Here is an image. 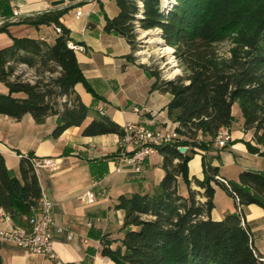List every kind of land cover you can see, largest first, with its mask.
Instances as JSON below:
<instances>
[{"label": "trees", "instance_id": "obj_1", "mask_svg": "<svg viewBox=\"0 0 264 264\" xmlns=\"http://www.w3.org/2000/svg\"><path fill=\"white\" fill-rule=\"evenodd\" d=\"M119 12L105 16L106 32L125 37L132 52L126 58L135 62L139 30H160L173 52L182 74L167 79L160 67L139 64L153 79L150 92L170 93L166 106L179 137L159 146L164 176L154 192L121 195L116 208L125 211L120 244L104 242L102 254L116 264H264L243 206L256 204L264 209V172L246 169L239 181L221 180L220 166L213 164L220 151L208 157L219 132L235 120L233 107L239 104L246 130H254L258 144L264 145V0H114ZM71 7L49 10L25 17L19 23L39 28L60 26L53 43L9 32V23L0 26L12 43L0 48V115L17 120L31 114L37 123L58 115L52 135L60 137L67 129L81 126L90 115L75 86L82 83L96 100L102 99L88 81L76 50L69 46L71 30L62 17ZM162 39V40H163ZM229 42L230 55L218 45ZM14 93H24L16 97ZM124 127L110 116L97 112L82 134L124 136ZM244 142L253 154L259 146ZM179 146H186L185 153ZM225 146L224 148L228 147ZM204 179L190 177V161L199 153ZM34 153L20 161V177L6 165L0 151V208L9 213L15 226L30 231V218L39 211L42 187L34 166ZM188 193L179 190V179ZM224 179V178H223ZM203 189V192L192 187ZM235 198L237 211L214 220L216 187ZM199 195L206 198L199 199ZM239 198V203L237 202ZM241 206L243 214L238 212ZM0 264H4L0 253Z\"/></svg>", "mask_w": 264, "mask_h": 264}, {"label": "crops", "instance_id": "obj_2", "mask_svg": "<svg viewBox=\"0 0 264 264\" xmlns=\"http://www.w3.org/2000/svg\"><path fill=\"white\" fill-rule=\"evenodd\" d=\"M57 1L0 0V26L9 23V32L14 36L31 37L35 34L33 38L53 43L58 36L55 25L36 28L19 21L49 10L71 7L61 20L70 28L72 42L84 46V50H76L78 60L88 81L102 99L96 100L82 83H78L75 89L83 102L91 107L90 115L81 126L67 129L58 138L52 135L58 123V115L49 116L44 123H37L31 114H26L20 120L0 115V151L7 167L18 177L21 158L29 153H34L36 160L48 158L55 163L53 166H40L36 171L42 191L55 203L54 249L63 264H116L102 254V249L108 240L112 241L111 247L115 248L124 234L122 226L125 211L116 208L118 198L123 194L152 192L153 180H158L160 184L165 173L162 167L163 156L160 162H155L153 155L148 157L142 172L138 173L135 171L136 164L120 163L123 148L118 134L84 136L82 131L101 108L104 114L123 127L128 122L140 123L152 129L166 125L175 127L177 123L169 119L166 110L172 96L170 93L150 92L153 79L137 60L131 62L126 58L132 52L129 41L117 33L105 31V16L113 17L119 12L116 1L77 3L67 0L54 5ZM78 7H82L85 13L80 18L76 17ZM11 43L12 38L8 33H0V48ZM0 91L8 93V88L0 83ZM14 96L24 97L25 94L14 93ZM137 101L141 104H136ZM135 107H139V113L134 111ZM231 132V140H249L252 135L251 130L245 131L242 127L237 130L231 127ZM230 148L231 153L253 154L241 141L231 144ZM218 150L219 146L209 151V158L216 155ZM203 154L205 152L199 151L190 161V177L204 179ZM213 164L219 165L217 158L213 159ZM118 166L120 170H117ZM220 174L224 179L231 180L221 172V167ZM192 187L201 189L195 184ZM87 190L96 193L97 201L94 204H84L80 200V196ZM223 199H226L224 204L221 202ZM205 200L202 198V201ZM214 202V220H222L237 211L235 198L221 186L216 187ZM243 212L252 232L264 230L262 207L256 204L243 206ZM89 222L93 223L92 227L88 225ZM13 225V221L5 220L0 208V229ZM258 250L261 252V249ZM0 253L4 264H54L52 259L43 254L2 239Z\"/></svg>", "mask_w": 264, "mask_h": 264}, {"label": "built area", "instance_id": "obj_3", "mask_svg": "<svg viewBox=\"0 0 264 264\" xmlns=\"http://www.w3.org/2000/svg\"><path fill=\"white\" fill-rule=\"evenodd\" d=\"M95 0H76L77 3H90ZM85 13L82 7H78L76 11V17L80 18ZM55 30L58 34L62 33L60 26H55ZM69 46L75 50H84V46L78 45L72 41L69 42ZM136 113L140 112L139 107H135ZM101 113L103 108L100 109ZM175 127L169 125L163 128H150L146 125L128 122L124 126V136L121 137L122 152L120 154V163L127 162L136 164L135 171L140 173L143 169V164L148 157L159 153V146L162 144L170 143L178 139L179 135L175 130ZM232 139V133L229 128H223L216 139V144L219 147H225L229 144ZM181 147V146H179ZM178 147V148H179ZM55 163L52 159L35 160L34 166L37 169L40 166H53ZM120 170V167H117ZM226 184L227 181L221 178ZM80 200L84 204H94L97 201V195L93 190H87L80 196ZM239 203V198L237 197ZM54 206L53 199L44 191L40 198L39 211L30 218L32 228L27 231L18 226H11L7 229H0V239L16 243L17 245L35 253H40L48 258L52 259L54 264H63L58 254L54 249V236L53 227L55 225L54 220ZM5 220L8 222L12 221L9 213L1 209ZM238 212L242 215V208L239 206ZM90 227L93 226L92 222L88 224ZM61 231V228H59Z\"/></svg>", "mask_w": 264, "mask_h": 264}, {"label": "rangeland", "instance_id": "obj_4", "mask_svg": "<svg viewBox=\"0 0 264 264\" xmlns=\"http://www.w3.org/2000/svg\"><path fill=\"white\" fill-rule=\"evenodd\" d=\"M164 1L167 2L169 0H164ZM33 35L35 34H32L31 37H34ZM161 38H162L161 33L157 29L149 30V31L139 30L138 38H137L138 46L134 51V54L137 58L138 63L149 64L152 66L158 65L162 70L163 76L165 78L167 79L175 78L177 75L182 74V69L179 67V62L173 51L159 49L158 42L160 41ZM163 42L165 43L164 39ZM218 47L222 54H224L225 56L230 55L231 44L229 42L221 43L218 45ZM0 83L3 84L2 82ZM136 104L140 105L141 102L137 101ZM233 114L235 116V120L232 123L231 127H233L234 130L240 129L242 127L245 131H247L244 128L243 115L238 103H236L233 107ZM231 127L229 128L230 131H231ZM251 131H252V135L249 136V140L253 141L254 143L252 144H254L255 146H259L261 151H264V145L258 144L257 140L254 137L255 135L254 130ZM245 134H247V132H245ZM230 142L228 147L226 148L220 147V150H222V154H220L221 155L220 158H217L219 162V166L221 167V172L223 174L227 175V177H229L232 181H239L240 172L248 168L256 169L264 172V157H255L253 154L245 155L239 152L231 153ZM216 146L218 147V145H213L212 150H216L217 149ZM208 153L209 152H207L206 155L209 157ZM161 156L162 155L159 152L156 155H153V160L155 162H160ZM152 183H153L151 184L152 192L157 191L159 189L158 180L157 181L153 180ZM179 190L183 194L188 193V187L182 178L179 179ZM196 190L201 191V189H196ZM220 190L221 189L219 187L218 191ZM198 197L201 200L203 198L201 195H199ZM225 200L226 199H223L221 201L222 204L226 202ZM234 208H235V203H234ZM253 235L256 245L258 246L259 249H261V252L264 253V230L253 231Z\"/></svg>", "mask_w": 264, "mask_h": 264}, {"label": "water", "instance_id": "obj_5", "mask_svg": "<svg viewBox=\"0 0 264 264\" xmlns=\"http://www.w3.org/2000/svg\"><path fill=\"white\" fill-rule=\"evenodd\" d=\"M66 1L67 0H59L57 2H54V5H59V4L65 3ZM69 1H76V0H69ZM166 46H167L166 43H164V47H166ZM179 150H180V152L185 153L187 150V147L181 146V147H179Z\"/></svg>", "mask_w": 264, "mask_h": 264}, {"label": "bare ground", "instance_id": "obj_6", "mask_svg": "<svg viewBox=\"0 0 264 264\" xmlns=\"http://www.w3.org/2000/svg\"><path fill=\"white\" fill-rule=\"evenodd\" d=\"M159 32H160V30H159ZM158 43H159V49L160 50L173 51V48H171V47H168V46L164 47V42H163L162 38L160 39V41Z\"/></svg>", "mask_w": 264, "mask_h": 264}]
</instances>
